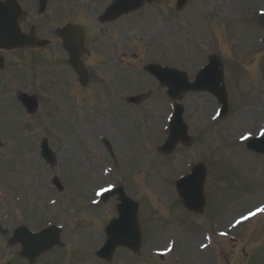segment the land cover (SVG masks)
<instances>
[{"label": "rangeland", "instance_id": "rangeland-1", "mask_svg": "<svg viewBox=\"0 0 264 264\" xmlns=\"http://www.w3.org/2000/svg\"><path fill=\"white\" fill-rule=\"evenodd\" d=\"M169 1L167 0V2ZM251 1L255 0H196L184 8L182 20L179 21L177 19L174 26L169 30L174 31L176 29L175 37L177 44L183 51V48L190 46L192 51L193 47L196 46V44H192L194 39L197 37H211L208 29L204 26L205 22L203 18H208V15L212 11H215L213 19L217 21L218 13L227 18L229 16L233 17L239 5ZM260 7L263 8L264 5ZM196 14H199L201 20L192 18ZM189 15L192 17H189ZM151 16L152 14H146L143 22L134 23L136 25L133 26V32L129 34L124 44V47L127 48L126 45L130 43L129 52L135 53L136 59L139 62L133 61L130 67L132 70H135L134 66H138L140 63L146 61L151 54L159 55L157 34H154L150 28L153 25L151 22L144 23L148 19H151ZM215 23L213 22V24ZM249 25L251 24L247 20L245 28H242L243 25H241L237 30H245L246 32ZM155 27L160 30L159 25ZM213 28L215 30L213 34L214 38L211 37V40L214 42L212 45L213 49L217 47L225 48V54L232 57V46L227 48L222 43L223 33L217 27L213 26ZM255 30H258V28ZM234 31V28L231 29L230 35ZM108 33V31L107 33H103L101 39H107V41L112 42ZM166 48L170 52L174 50L173 45L170 43L167 44ZM221 52H224L223 49ZM9 57L10 63L14 65L28 59L27 55L21 53H12ZM61 63L62 53L58 42L51 51L39 55L37 66L33 69V82L36 86V96L39 99V111L36 114L26 117L20 110V107L13 102L12 96L4 104L1 103V106L5 105L6 107L5 109L0 108V128L3 129L0 133V188L1 193L5 195V200L1 202L0 208L1 206L3 209L9 207V198L12 196L8 194L12 192H16V196L17 194H23V191L20 192L19 185H21L24 175L29 179L33 174L32 170L37 172V181L41 179L45 182L48 176L51 177L54 174H59L61 175L59 177L63 178L69 186L76 185L81 180L83 181L84 191L87 190L89 192L91 189L94 190L97 185L91 186L90 181L96 178L98 169L85 151L84 143H89L91 138L94 139L97 134H109V130L113 127L118 128V132L114 135V138L116 147L120 150L112 154L117 164H120L119 161L125 156L129 158L128 163L132 164L133 161H131L130 153L138 154L140 152L138 138L136 139L138 120L135 118V112L129 108L117 107L113 103L107 104L102 101H96L84 94H79V100L87 99L85 102L86 110L84 112L88 126L84 127L83 133L85 134L76 133L73 136H66L67 130L71 132L72 128L76 126L73 116L69 114L70 112L66 110L63 113L64 108H61L65 99L60 94V88L63 84L62 79L60 82L58 80L67 73L64 66L60 67ZM254 64L249 62V64H246V67L251 66L252 68ZM229 68L231 69V67ZM104 69L105 66L98 60L96 53L95 76L98 83L103 81L100 73ZM16 70V68H13V71ZM20 70L23 73L29 72V68L24 64L20 67ZM233 74L234 80L231 83H233L234 91L231 93L232 101L231 103L229 102L233 110L226 119L227 128L231 134L251 127L264 115V92L262 93V90H264V53L261 54L259 65L254 71L251 72L239 68ZM118 76H126L129 79L131 91L134 88L151 86V83L140 71L136 73L130 71L126 74L118 72ZM10 82L14 91L27 88V84L18 83L15 75L12 76ZM154 93L158 94V92ZM197 100L199 99H195L194 101L190 99L187 103L188 112L186 113V117L191 130L192 126L198 122L201 124L199 130L203 129L204 121H200V117L195 118V116H199L200 112V110H197V106L203 104V115L205 118H208V114L216 102L213 99L210 102L208 98H206L207 101L205 99H202L203 101ZM157 110V105H154L151 110L143 107L141 113L149 116L150 111L157 114ZM108 115L110 118L104 124H95V121H101ZM75 120L76 123H79L82 117H76ZM159 122L161 123L160 120ZM214 128L218 127L214 126ZM207 129L212 130V126H208ZM192 131L196 133L195 129ZM41 137L49 138L51 147L58 148L57 150L60 152V166L57 165L54 168H49L44 163L31 160L35 158V155L31 154L32 151L30 150L34 149ZM216 137L221 142L220 135L210 134L209 138L212 143L209 142V139L207 142L199 141V143H205L207 149L214 148L211 151V156L208 157V164L212 166L213 176L218 178L217 174L221 173L222 170L220 162H217L214 157L217 147L220 146L213 144V139ZM202 151V147H199V149H195V154ZM150 153L147 151L146 153L139 154V157L143 160V171L136 175L134 181L128 182L135 195L142 199L144 206L141 211V225L143 219V225L148 234L145 242L143 240L141 250L151 248L149 253L152 254V250L165 247L168 241H175L176 247L169 254V256L177 257L172 260L175 262L181 261V257L191 253L190 257H202L194 260L193 264H264V228L262 224L264 216L246 222L243 228H239L237 233L235 232L236 238L239 237L242 243H234L230 237L223 238L218 236L215 232L218 229L225 230L226 228H221L220 225L218 227H211L205 230L204 233L203 230L199 232L195 228L198 227V223L192 220V217L186 215L181 210L178 211L177 207L170 204V194L167 190V184L170 187H173V185L163 177L167 166L158 171L157 166L161 158L159 155H155L153 149H150ZM181 154V151L177 153L172 152L169 157L175 163V171L182 168V164H177ZM186 155H192V151H189ZM36 157L38 158V151ZM261 166L260 162L250 163L246 154H243L234 143H229L222 155V173H224V177L219 180V185H212L215 191L210 198L207 218L214 219L230 211L228 214L230 220L234 215H239L250 208V204L236 208L239 204L254 198L261 197L260 199H264V170L261 169ZM165 176L167 177L168 174ZM206 192L208 194L207 187ZM60 195L63 199L57 194L49 198L50 192L48 191L35 193L30 200L33 202L29 206L37 211L36 217L38 218L43 217L46 211L50 209L53 210H50L49 213L53 212L57 216L62 214L66 216L68 211L74 212L77 204L67 202L64 199L67 195H71V192L67 190ZM51 199L56 200L54 205L49 204ZM43 209L46 211H43ZM11 210L15 214L18 213L14 204L11 205ZM113 211L107 208L103 213L92 212L91 219L86 213L76 212L70 215L69 218L64 219L65 225H73V229L64 227L67 234L65 243L69 248L71 247V252L62 255V257L69 261L68 264H98L95 258V250L92 248L93 242H100L101 238L104 239V236L100 234L101 230L100 232L97 230L101 228L97 225L103 223L106 218L114 213ZM223 218L221 217L220 220ZM60 221V219L56 218L57 223H60ZM160 223L170 225L167 227L168 230L160 232L163 225L159 226L156 231L151 230L150 226ZM191 224L195 227H191ZM77 229L84 231L90 229V231L77 234ZM205 233L213 237L209 247L205 246L203 238ZM148 238L152 241H148ZM151 243L153 244L152 246ZM124 252H117L116 258H121L122 256L129 257L126 254L127 252ZM141 254L139 252L138 256ZM55 260V256H50L44 260V263L55 264ZM132 261L140 262V259L137 257V259ZM158 263L172 264L168 258ZM125 264H132V262L127 261Z\"/></svg>", "mask_w": 264, "mask_h": 264}, {"label": "water", "instance_id": "water-1", "mask_svg": "<svg viewBox=\"0 0 264 264\" xmlns=\"http://www.w3.org/2000/svg\"><path fill=\"white\" fill-rule=\"evenodd\" d=\"M13 2L10 1L8 4L4 5L5 15H0V34H1V41L3 42L4 46H19L27 41L20 35L19 30L16 26V19L12 13L11 6ZM72 63L73 65L77 66L74 56H72ZM212 87H209L211 89ZM182 199L184 204L189 208H199L200 204H197L193 201V199L189 196L182 195ZM138 224L136 223V229L133 231L131 235H128L127 241L121 238H114L111 232H109V239L108 242L113 249L116 244L127 245L132 249H137L138 243L140 240V232L138 230ZM135 235V236H133ZM136 240L138 242L136 243ZM117 241V242H115Z\"/></svg>", "mask_w": 264, "mask_h": 264}, {"label": "flooded vegetation", "instance_id": "flooded-vegetation-1", "mask_svg": "<svg viewBox=\"0 0 264 264\" xmlns=\"http://www.w3.org/2000/svg\"><path fill=\"white\" fill-rule=\"evenodd\" d=\"M108 1L109 0H85V2H87L89 4L81 6L80 9L77 11V14L81 15L85 22L94 23L95 19L99 18L100 13L102 12L103 8L108 3ZM162 1H164V0H158V2H162ZM146 6L147 5L145 4L142 7V9ZM138 13H139V11L134 12V14H138ZM131 14L121 16L120 18L113 20L107 24L130 22V21H132V15ZM158 21L161 22L162 24H164L167 21L166 10L164 7H161L159 10ZM116 25H120V24H116ZM116 25H115V27H117ZM87 35H88L89 39L93 38V36L90 34V32H87ZM109 55H110V53H109Z\"/></svg>", "mask_w": 264, "mask_h": 264}, {"label": "snow or ice", "instance_id": "snow-or-ice-1", "mask_svg": "<svg viewBox=\"0 0 264 264\" xmlns=\"http://www.w3.org/2000/svg\"><path fill=\"white\" fill-rule=\"evenodd\" d=\"M262 134H264V133H262Z\"/></svg>", "mask_w": 264, "mask_h": 264}]
</instances>
